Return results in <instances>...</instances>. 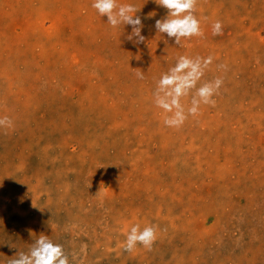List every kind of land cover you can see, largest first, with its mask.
I'll return each instance as SVG.
<instances>
[{
    "label": "rangeland",
    "instance_id": "rangeland-1",
    "mask_svg": "<svg viewBox=\"0 0 264 264\" xmlns=\"http://www.w3.org/2000/svg\"><path fill=\"white\" fill-rule=\"evenodd\" d=\"M92 3L0 0V264L41 235L69 264H264V0H197L203 35L182 46L154 0H117L142 43ZM182 55L214 57L197 87L224 83L168 127L153 93ZM136 224L151 250H124Z\"/></svg>",
    "mask_w": 264,
    "mask_h": 264
},
{
    "label": "clouds",
    "instance_id": "clouds-1",
    "mask_svg": "<svg viewBox=\"0 0 264 264\" xmlns=\"http://www.w3.org/2000/svg\"><path fill=\"white\" fill-rule=\"evenodd\" d=\"M154 2L167 9V15L155 22L158 33L166 34L169 38H174L176 45H181L182 38L192 36H202L200 21L195 13L197 0H154ZM92 7L103 16L107 17V23L116 28L121 23L132 26L133 37L137 39L135 43H142L145 37L141 35L142 21L137 15V9L132 4H118L117 0H93ZM212 34L222 35V22L216 21L212 25ZM182 46V45H181ZM214 57L197 56L190 58L187 55L178 57L175 66L167 73L162 74L157 81L153 93L156 107L162 109L166 115L163 123L168 127H180L188 116L195 117L199 114L200 106L214 105L213 97L222 87L224 80L217 76L214 80L206 81L197 87V82L201 80L206 69L213 63ZM220 69L227 70L226 65H218ZM137 77L143 79V73L137 72ZM193 90H195L193 92ZM192 93L190 106L187 108L181 102L183 97ZM12 120L3 116L0 117V127H11ZM155 226H145L141 229L139 224L131 227L126 234L124 250L131 252L139 243L151 250L157 235ZM17 258L9 261V264H69L68 256L64 253L60 244L49 240L47 236L41 235L35 240L29 253L19 252Z\"/></svg>",
    "mask_w": 264,
    "mask_h": 264
},
{
    "label": "bare ground",
    "instance_id": "bare-ground-1",
    "mask_svg": "<svg viewBox=\"0 0 264 264\" xmlns=\"http://www.w3.org/2000/svg\"><path fill=\"white\" fill-rule=\"evenodd\" d=\"M70 13V12H69ZM10 23V22H9ZM86 38V37H85ZM87 40V39H86ZM84 42V41H83ZM103 43V42H102ZM87 45V44H86ZM107 46V45H106ZM109 47V46H108ZM110 48V47H109ZM158 59V58H157ZM261 65V64H260ZM58 77V76H57ZM82 80V79H81ZM83 82V81H82ZM65 84V83H64ZM52 85V84H51ZM73 85V84H72ZM76 85V84H75ZM61 86V85H60ZM141 134V133H140ZM23 154V153H22ZM16 155V154H15ZM233 162V161H232ZM42 192V191H41ZM42 194V193H41ZM12 201V200H11ZM224 205V204H223ZM224 207V206H223ZM140 251V250H139ZM171 251V250H170ZM170 261V260H169Z\"/></svg>",
    "mask_w": 264,
    "mask_h": 264
}]
</instances>
